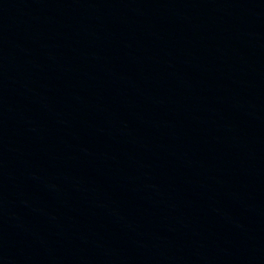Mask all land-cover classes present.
I'll return each mask as SVG.
<instances>
[{"label":"water","instance_id":"obj_1","mask_svg":"<svg viewBox=\"0 0 264 264\" xmlns=\"http://www.w3.org/2000/svg\"><path fill=\"white\" fill-rule=\"evenodd\" d=\"M0 240L264 264V0H0Z\"/></svg>","mask_w":264,"mask_h":264}]
</instances>
